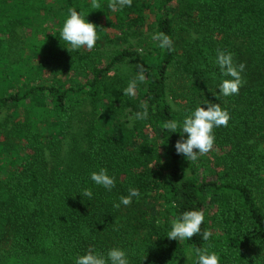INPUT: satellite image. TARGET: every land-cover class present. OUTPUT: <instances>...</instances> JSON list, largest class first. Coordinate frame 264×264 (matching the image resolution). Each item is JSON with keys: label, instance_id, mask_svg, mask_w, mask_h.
Returning <instances> with one entry per match:
<instances>
[{"label": "trees", "instance_id": "16d2710c", "mask_svg": "<svg viewBox=\"0 0 264 264\" xmlns=\"http://www.w3.org/2000/svg\"><path fill=\"white\" fill-rule=\"evenodd\" d=\"M99 2L92 10L91 0H0V114L9 127L0 134V264H75L112 248L129 264H197L194 249L209 245L220 264H264V0H132L115 12ZM70 8L96 25L92 50L61 39ZM149 32L169 36L172 50ZM128 37L141 52L100 53ZM218 50L245 64L238 94L219 92L232 78ZM171 75L191 104L185 111L168 99ZM132 80L136 94L123 95ZM142 103L148 116L137 120ZM209 103L230 120L214 128L212 151L188 161L175 150L179 130L162 125H182ZM82 106L83 135H71ZM101 168L115 178L111 191L90 178ZM129 188L139 198L114 208ZM188 210L204 212L200 234L170 240L172 221Z\"/></svg>", "mask_w": 264, "mask_h": 264}, {"label": "clouds", "instance_id": "9594fccd", "mask_svg": "<svg viewBox=\"0 0 264 264\" xmlns=\"http://www.w3.org/2000/svg\"><path fill=\"white\" fill-rule=\"evenodd\" d=\"M108 8L115 12L122 10L124 7H131L132 0H109ZM101 3L99 0H91V9L99 10ZM70 15L66 18L63 27L60 31V37L63 41L70 45L71 50H79L87 48L92 50L100 37L96 31V25L86 21L84 17L75 9H69ZM154 40L159 41L161 49L172 50V39L162 32L153 34ZM216 63L226 76L232 79H225L219 88L220 94L223 96H231L239 93L244 81L241 73L245 69V64H235L233 54L227 51L217 52ZM138 76L137 80L143 82L145 80L144 70L142 65H137ZM137 80L129 82L128 86L123 90V95L134 96L137 89ZM140 107L143 111L135 114V119H147L148 109L147 104L142 103ZM230 115L226 109L215 103H209L206 108L198 106L190 115L185 116L182 125L175 120L165 122L162 127L171 133H181V139L175 144L177 154H183L188 161H197L199 157L207 155L213 150L215 144L214 128L227 127ZM187 134V139L183 138V134ZM91 180L98 186L111 191L115 187V178L107 174V169L101 168L99 172H92ZM128 196H121L119 203H114V208H119L122 205L129 206L132 203V198H139L140 192L136 188H129ZM83 195L92 198L91 189L85 188ZM176 205L173 203V207ZM205 219L202 210H188L174 219L171 223V229L167 233L170 240L185 241L191 240L201 232V225ZM212 236V232L205 230L202 234V239L208 241ZM208 247H211L209 245ZM208 247L194 249L197 256V264H220V257L215 253H209ZM192 252H189V256ZM75 264H129L126 252L119 248H112L107 252V258L102 254L94 253L89 250L85 255L76 258Z\"/></svg>", "mask_w": 264, "mask_h": 264}, {"label": "rangeland", "instance_id": "374dc122", "mask_svg": "<svg viewBox=\"0 0 264 264\" xmlns=\"http://www.w3.org/2000/svg\"><path fill=\"white\" fill-rule=\"evenodd\" d=\"M112 36H115V34H119L117 31L111 32ZM153 32H149L146 34H143V36H149V37H153ZM20 40L17 41V43H19ZM123 49H131V50H136L141 52L142 49L140 48V46L138 45V40L136 39H130V37L127 38L126 42H119V43H113V44H106L105 46H103L100 50V53L103 55V57H110L112 56L116 51L119 50H123ZM124 72L127 74L128 73V69L124 68ZM168 85L171 86L170 88H174V91L176 92V96L174 95H170L168 93V99H170L171 104L173 106V108L176 111H185L188 107L191 106L190 102L186 101L185 96L183 91H181V88H177L178 83L176 81H174V79L171 77H169L168 79ZM87 112V110L84 108V106H82L81 108H79V110L77 111V117L74 121V129L71 132V135H83V132L79 129V125H78V120L79 118H82L83 120L85 119V113ZM5 116H6V112L3 111L0 114V134H3L9 127H5ZM81 128H83V123H81L80 125ZM70 140V138H69ZM48 158L50 159V161L53 163V159L48 155Z\"/></svg>", "mask_w": 264, "mask_h": 264}]
</instances>
